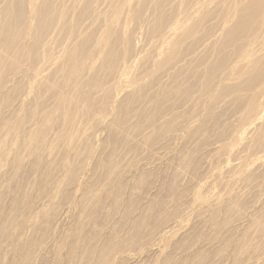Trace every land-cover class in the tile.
I'll use <instances>...</instances> for the list:
<instances>
[{"label": "rangeland", "instance_id": "obj_1", "mask_svg": "<svg viewBox=\"0 0 264 264\" xmlns=\"http://www.w3.org/2000/svg\"><path fill=\"white\" fill-rule=\"evenodd\" d=\"M106 37H110L107 40L112 44L109 43L110 48L104 51L101 42ZM0 43V264H75L76 260L79 264V259L75 257L83 253L87 257L91 256L89 264H105L107 257L111 256L110 251L123 249V246L141 252L140 264H170L172 261L171 264H197V257L203 255L204 262L200 264H222V261L211 263L213 253L201 251L198 245L206 240H222L218 228L227 211V203H230L228 199L232 200L234 196L225 199L224 195L217 206L220 207L218 210L208 204V207L199 205L201 198L204 197L203 201L206 202L211 195L204 188L195 189L193 194H197L199 203L195 202L194 205L193 202L195 209L192 208L189 216L185 215L183 219L191 225L194 222L190 221L194 218L193 214L196 218L203 213L206 220L204 226L182 240L165 237L159 244L161 252L158 256L149 254L142 241L146 243V233H155L167 219L178 216L180 210L170 203L166 217L162 210L167 205L164 206L166 202L161 200L162 196L147 202L148 208L154 207V215L151 209H138V204L152 187L159 186L167 193L173 185V179L179 178L173 175L172 165L177 162L175 157L182 151H186L188 157L183 161L185 165L182 162L183 166L189 168H186L187 172L193 177L204 175L201 166L205 160L195 153L207 141L205 138L197 141L194 144L196 152L187 151V143L205 129L207 134L209 132L219 140H227L225 144H229V148L232 146L231 149L237 144V140L229 135L230 129L224 127L222 121L236 112L239 113L237 125L240 127L252 106L251 100H255L253 104H259L262 99L264 0H0ZM124 69L125 81L124 78L120 81L118 74ZM162 77L166 79L165 84H161ZM159 84L161 88L157 96V92L152 93L150 89ZM195 97L196 106L187 108V116L183 114L185 119H194L193 125L183 130L181 140L171 142L166 133L182 130L181 121L157 128L155 124L158 118L168 108L179 107L183 100L194 101ZM224 101L233 103H221ZM208 103L214 106L213 114L205 111ZM133 114H137V118L130 136L152 125L153 130L158 129L147 135L144 146L132 145L128 141L130 136L127 138L124 134ZM168 126L171 129L168 130ZM33 136L39 139L34 140L38 144L32 142ZM256 138L250 147L245 148L247 152L243 157L255 150L258 144ZM160 141H164L165 147L170 150V160L156 170L143 168L139 162L144 160L143 157L144 161L152 159L153 147L150 148L153 145L155 148ZM127 147L133 148L134 157L120 163L117 169L113 168V157L117 151ZM226 152L227 149L222 148L212 158L206 159L216 172L214 178L230 172V166L222 164ZM242 171L243 168L237 171L240 178L245 176ZM222 178L216 179L217 189L215 186L214 190L221 189ZM187 188V193L191 192L190 186ZM89 192H92L91 195ZM115 195L120 196L118 203ZM159 211L162 215L158 214ZM134 212L136 216L140 213L139 217L135 218ZM116 214L119 215V221L114 224L111 220ZM106 223L110 227L109 234L103 236L96 232ZM93 225L98 229L92 231ZM125 228L129 231L128 235ZM96 237L99 238V246L91 250L89 241ZM241 237L235 235L224 240L221 258H227L226 264H236L244 258L238 254L242 245ZM126 239H130V244ZM174 247H181L180 251L184 254L172 255ZM252 253L249 251L245 256L252 257Z\"/></svg>", "mask_w": 264, "mask_h": 264}, {"label": "bare ground", "instance_id": "obj_2", "mask_svg": "<svg viewBox=\"0 0 264 264\" xmlns=\"http://www.w3.org/2000/svg\"><path fill=\"white\" fill-rule=\"evenodd\" d=\"M133 1V0H132ZM35 2V1H34ZM135 2V1H134ZM207 3V2H206ZM131 5V4H130ZM129 6V5H128ZM198 8V7H197ZM131 10V9H130ZM129 10V11H130ZM194 12V11H193ZM198 13V12H197ZM130 15V14H129ZM192 15V14H191ZM181 16V15H180ZM190 20V19H189ZM130 21V20H129ZM116 22V21H115ZM128 22V21H127ZM188 22V21H187ZM114 23V22H113ZM176 23V22H175ZM180 23V22H179ZM188 24V23H187ZM169 25V24H168ZM187 26V25H186ZM116 27V26H115ZM10 28V27H9ZM164 28V27H163ZM177 29V28H176ZM181 30V29H180ZM183 31V29H182ZM113 33V32H112ZM115 33V32H114ZM164 33V32H163ZM110 34V33H109ZM124 34V33H123ZM170 35V34H169ZM102 36V35H101ZM124 36V35H123ZM164 36V35H163ZM179 36V35H178ZM230 36V35H229ZM2 37V36H1ZM174 37V36H173ZM4 38V37H3ZM107 39H110V37H106L102 43V47L104 49V51L106 50L108 46V44L110 42H108L109 40ZM129 39V38H128ZM165 39V37H164ZM259 39V38H258ZM3 40V39H2ZM163 40V39H161ZM172 40V38H171ZM175 40V39H173ZM172 40V41H173ZM253 40V39H252ZM112 41V40H111ZM157 41V40H156ZM170 41V40H169ZM16 42V41H15ZM11 43V41H10ZM9 43V44H10ZM122 43V42H121ZM177 43V42H176ZM241 43V42H240ZM1 44V43H0ZM4 44V43H3ZM2 44V45H3ZM6 44V43H5ZM16 44V43H15ZM112 44V43H110ZM152 44V43H151ZM166 44L168 45V41L166 42ZM225 44V43H224ZM14 46V44H12ZM139 45V44H138ZM154 45V44H153ZM163 45V44H162ZM235 45L234 44V48H235ZM238 45V44H237ZM8 46V44H7ZM6 46V47H7ZM11 46V44H10ZM112 46V45H111ZM240 46V45H239ZM245 46V45H244ZM248 46V45H247ZM5 47V46H4ZM113 47V46H112ZM263 47V46H262ZM110 48V47H109ZM146 48V47H145ZM241 48V47H240ZM3 49V48H1ZM5 49V48H4ZM7 49V48H6ZM9 49V48H8ZM108 49V48H107ZM259 49V48H258ZM262 49V48H261ZM110 50V49H109ZM107 50V51H109ZM254 50V49H253ZM3 51V50H2ZM1 51V52H2ZM142 51V50H141ZM162 51V49H161ZM260 51V50H259ZM5 52V51H4ZM158 54V52H157ZM195 54V52H194ZM1 55V54H0ZM21 55V54H20ZM169 55V54H168ZM242 55V54H241ZM247 55V54H246ZM19 56V55H18ZM2 57V56H1ZM158 57V56H157ZM183 58V57H182ZM180 58V59H182ZM2 59V58H1ZM3 59H4V56H3ZM17 59V58H16ZM32 59V58H31ZM41 59V58H40ZM263 59V58H262ZM12 60V59H11ZM151 60V59H150ZM154 60V59H153ZM160 60V59H159ZM240 60V59H239ZM180 61V60H179ZM185 61V60H184ZM6 62V61H3V63ZM9 62V61H8ZM7 62V63H8ZM32 62V61H31ZM46 62V61H45ZM167 62V61H166ZM138 63V62H137ZM160 63V62H159ZM242 63V61H241ZM260 63V62H259ZM10 64V63H9ZM167 64V63H166ZM177 64V62H176ZM187 65V63H185ZM189 64V63H188ZM6 65V64H5ZM13 65V63H12ZM119 65V64H118ZM127 65V64H126ZM173 65V63H172ZM179 65V63L177 64ZM7 66V65H6ZM5 66V67H6ZM129 66V65H128ZM127 66V67H128ZM34 67V66H33ZM38 67V66H37ZM50 67V66H49ZM171 67V66H170ZM198 67V66H196ZM19 68V67H18ZM117 68V67H116ZM176 68V67H175ZM182 68V67H181ZM161 69V68H160ZM159 69V70H160ZM179 69V68H178ZM232 69V68H231ZM125 70H123V72L119 73L118 74V79L121 81L123 80V78L125 77ZM170 70V69H169ZM168 70V71H169ZM183 70V69H182ZM34 71V69H33ZM165 71V69H164ZM190 71V70H189ZM78 72V71H77ZM129 72V71H128ZM131 72V71H130ZM170 72V71H169ZM206 72V71H205ZM132 73V72H131ZM130 73V74H131ZM159 73V72H158ZM16 74V73H15ZM32 74V73H31ZM167 74V73H165ZM186 74V73H185ZM22 75V74H21ZM108 75V74H107ZM163 75V74H162ZM128 76V75H127ZM130 76V75H129ZM169 76V75H168ZM10 77V76H9ZM165 77V76H164ZM191 77V76H190ZM15 78V77H14ZM20 78V77H19ZM112 78V77H110ZM163 78V77H162ZM167 78V76H166ZM194 78V77H193ZM172 80V79H171ZM182 80V79H181ZM225 80V79H224ZM260 80V79H259ZM124 81H125V78H124ZM169 81V80H168ZM194 81V80H193ZM197 81V80H196ZM210 81V80H209ZM228 81V80H227ZM166 83V79L164 80L161 79V84L162 83ZM223 82V81H222ZM233 82V81H232ZM129 83V82H128ZM164 83V84H165ZM197 83V82H196ZM195 83V84H196ZM221 83V82H220ZM161 84L157 85L158 87L156 88H152L151 87V92L152 93H155L157 92L158 90H160L161 88ZM163 84V85H164ZM214 84V83H213ZM113 85V84H111ZM115 85V84H114ZM194 85V84H193ZM219 85V84H218ZM253 85V84H252ZM251 85V86H252ZM259 86V84H257ZM98 86V85H97ZM145 86V85H144ZM152 86V85H151ZM115 87V86H114ZM125 87V86H124ZM146 87V86H145ZM149 87V86H148ZM155 87V86H154ZM163 87V86H162ZM235 87V86H234ZM261 87V86H260ZM259 87V88H260ZM127 88V87H126ZM253 88H256V87H253ZM93 89V88H92ZM120 89V88H119ZM165 88H163V91H164ZM197 89V88H196ZM209 89V88H208ZM211 89V88H210ZM257 89V88H256ZM108 90V88H107ZM127 90V89H126ZM149 90V91H150ZM167 90V89H166ZM225 90V89H224ZM258 90V89H257ZM256 90V92H257ZM148 91V90H147ZM170 91V90H169ZM193 91V90H192ZM223 91V90H222ZM112 92H114L112 90ZM111 92V94H112ZM119 92V91H118ZM149 92V93H151ZM29 93V92H28ZM101 93V92H100ZM122 93H124L122 91ZM128 93V92H127ZM167 92L163 93V94H166ZM192 93V92H191ZM191 93L189 95H191ZM211 93V91H210ZM215 93V91H214ZM253 93V92H252ZM251 93V94H252ZM255 93V91H254ZM121 94V93H120ZM162 94V93H161ZM169 94V93H168ZM193 94V93H192ZM197 94V93H196ZM202 94V93H201ZM242 94V92H241ZM245 94V93H244ZM257 94V93H256ZM156 95V94H155ZM204 95V94H203ZM221 95V94H220ZM230 95V94H229ZM258 95V94H257ZM98 96V95H97ZM122 96V95H121ZM125 96V95H124ZM157 96H158V92H157ZM156 96V98H157ZM171 96V95H170ZM188 96V94H187ZM194 96V95H193ZM205 96V95H204ZM209 96V95H208ZM211 96V95H210ZM209 96V97H210ZM213 96V95H212ZM215 96V95H214ZM217 96V95H216ZM219 96V95H218ZM228 96V95H227ZM251 96V95H250ZM175 97V96H174ZM185 97V96H184ZM207 97V95H206ZM189 98V97H188ZM191 98V97H190ZM198 98V97H197ZM204 98V97H203ZM220 98V97H219ZM231 98V97H230ZM248 98V97H247ZM250 98V97H249ZM261 100L260 102H258L259 104H253L255 100H251L250 104L252 103V106H250V108L248 109V113L247 115L245 116V118L243 119V121L241 122L242 124L240 125V127L237 125V122H238V114L235 112L234 114H231L229 117H227L223 122L224 124V127L227 126L230 130H229V135L231 138H234L236 139L237 141V144L231 149V147L229 148V144H225V141L227 140H219L217 138L214 137L213 134L209 133L207 134L206 129L204 131H200L201 133L198 135V137L196 138H193V140L191 139V142L189 140V142L187 143V151H193L195 148L194 144L197 143V141L201 140L203 141V138H205L204 140H206L207 142L200 146L198 148L197 146V152L195 153L197 157H202L205 161L203 162V165L201 166V172H203L204 175H200V177H193L190 175L189 172H187L189 168L183 166V161L184 159H188V157L186 156V151H182L183 153H180L179 155H177L175 157V159L177 160L176 163H174L172 165V170L174 171V174L173 175H177V180L176 178H174L173 182L171 183V188L168 189L167 193L165 191H163L162 189H159L158 187H152L149 191H147V194L144 196V198L142 199V201L140 202L139 207L138 209H142V210H150V212H152L153 214V208H151V206L148 208V200L149 199H158V198H161L162 196V201L166 202L164 204L167 205V207L164 208V210H162V212H165V216H166V209H167V212L168 210L170 209L169 208V204H175L177 207V209H179L180 211V214L178 216H173L169 219H167V221H165L164 219V224L159 228L157 229V231L155 230V233L154 232H151L150 234L146 233L147 234V238L144 237L146 243L144 242L143 238H142V242L144 243V245L146 244L147 246V250L149 252V254L151 255H156L158 256L157 254H159L161 252V249H160V242L162 239H164L165 237H175V238H180L181 240L185 237H188L189 238V235L192 234V232H195L197 230H200L202 229V227L204 226V222L206 221L204 219V216H203V213L199 214L196 218L193 214V217L195 218V220H190V221H194L191 225L188 224V223H185L186 221L183 219V217L185 215H188L189 212L192 210V208H194L193 206L195 205V202L199 203V200L197 199V194L194 193L193 194V191L195 189H198V188H204L207 192H210V199L208 201H203V198H201V203H199V205H206L208 204L209 206H219L218 204L220 203V200L224 197L225 195V199H228V198H231L232 196H234V199H228L230 200V203H227V211L225 213V215L223 216L222 220L220 219V221H222V224L221 226H219V230H218V235L221 237L220 239H222L221 241H217V240H212V241H205V242H202L201 245H198L200 246L201 248V251H205V252H208V253H213V258L211 259V263L212 262H215V263H218L220 261H222V264H226V261L227 258L225 260H223L221 258L222 256V253L224 254L223 250H224V240H227L229 238H233V236H242L240 239V241L242 240V245H241V249L239 251V255L241 254V257H244L243 259H241V261H239L238 263L236 262V264H264V92L261 96ZM121 99V97H120ZM154 99V97L152 98ZM161 98H159L160 100ZM173 99V98H172ZM185 99V98H184ZM213 99V98H212ZM118 100V99H116ZM157 100V99H156ZM204 100V99H203ZM214 100V99H213ZM216 100V99H215ZM115 101V100H114ZM180 101V100H179ZM201 101V100H200ZM217 101V100H216ZM223 101V100H222ZM234 101V100H233ZM259 101V99H258ZM22 102V101H21ZM116 102V101H115ZM183 103H181V105L179 107H170L168 108V110L162 115L160 116V118H158L159 120L157 121V123L155 124V126H158L157 128L159 127H165L163 125H165L166 123H170V122H174L176 123L177 121H181V126L183 127L182 130L179 129V131H168V137L169 139L174 142L176 141H179L183 138V130L184 129H187L189 127H191V125H193L194 123V119L193 118H184V115L187 116L186 112H187V108L189 107L192 108V106H196L194 104H196V97H195V100L193 101V99H187L186 101L183 100L182 101ZM199 102V101H198ZM206 102H207V99H206ZM229 102V101H228ZM226 101L224 102H221L223 104H226L228 103ZM235 102V101H234ZM249 102V101H248ZM213 103V101H212ZM216 103V102H215ZM233 103L232 101L229 102L228 104H231ZM261 103V104H260ZM133 104V103H132ZM139 104V103H138ZM152 104V103H151ZM211 104V103H210ZM220 104V102H219ZM218 104V105H219ZM222 104V105H223ZM236 104V103H235ZM239 104V103H238ZM237 104V105H238ZM161 105V104H160ZM164 105V104H162ZM176 105H179V104H176ZM206 105V104H205ZM209 105V103H208ZM217 105V107H218ZM140 107V104L138 105ZM146 106V105H145ZM157 106V105H156ZM170 106V105H169ZM202 106V105H201ZM226 107V105H224ZM222 106V107H224ZM230 106V105H229ZM221 107V106H220ZM221 107V108H222ZM224 107V109H225ZM228 107V106H227ZM231 107V106H230ZM233 107V106H232ZM136 108V107H135ZM141 108V107H140ZM139 108V109H140ZM156 108V107H155ZM216 108V107H215ZM235 108V107H233ZM243 108V107H242ZM166 109V108H165ZM244 109V108H243ZM214 106H211L209 105L207 107V109L205 111L209 112L210 114H213V111H214ZM217 110V109H216ZM245 110V109H244ZM244 110L243 113H244ZM104 111V110H103ZM201 111V110H200ZM226 111V110H225ZM246 111V110H245ZM144 112V111H142ZM155 112V111H154ZM228 112V111H227ZM230 112V111H229ZM228 112V113H229ZM99 113V112H98ZM136 113V112H134ZM217 113V112H216ZM100 114V113H99ZM131 114V113H130ZM184 114V115H183ZM193 114V113H192ZM224 114V113H223ZM227 114V113H226ZM154 115V114H153ZM198 115V113H197ZM222 115V114H221ZM157 116V115H156ZM191 116V115H190ZM193 116V115H192ZM214 116V115H213ZM212 116V117H213ZM219 116V115H217ZM223 116V115H222ZM227 116V115H226ZM243 116V114H242ZM154 117V116H153ZM189 117V115H188ZM207 117V116H206ZM215 117V116H214ZM213 117V118H214ZM221 117V116H220ZM225 117V116H224ZM88 118V117H87ZM121 118V117H120ZM137 118V114H133L129 120V122L127 123V126H126V130L124 131V134L127 136V138L130 136V130L131 128L133 127V124L135 122ZM141 118V117H140ZM146 118V117H145ZM209 118V117H208ZM207 118V119H208ZM217 118V117H216ZM145 120V119H144ZM216 120V119H214ZM223 120V119H220V121ZM102 121V120H101ZM207 121V120H206ZM240 121V120H239ZM105 122V121H104ZM125 122V121H124ZM123 122V123H124ZM147 122V121H145ZM200 122V121H199ZM212 122V119L211 121ZM126 123V122H125ZM195 123H197L195 121ZM177 124V123H176ZM122 125V124H121ZM200 125V124H199ZM211 125V123L209 124ZM218 125V124H217ZM125 126V125H124ZM215 126V125H214ZM153 127L154 125L152 126H148L146 127L141 133L138 134V131L136 132L137 135H131L130 136V139L128 140L132 145H135V146H141L143 145V143L145 142V138L147 137V135H149L152 131H156V128L153 130ZM173 127V126H172ZM193 127V126H192ZM195 127V126H194ZM203 127V126H202ZM238 127V129H236ZM106 128V126H105ZM118 128V127H117ZM167 128V127H166ZM169 126H168V130H169ZM181 128V127H180ZM204 128V127H203ZM116 129V128H115ZM136 129V128H134ZM163 129V128H162ZM162 129L160 131H162ZM171 129V128H170ZM215 129V128H214ZM223 129V128H222ZM105 130V129H104ZM122 130V129H121ZM173 130V129H172ZM203 130V129H202ZM208 130V128H207ZM213 130V129H212ZM8 131V130H7ZM158 131V129H157ZM156 131V132H157ZM166 131V130H165ZM210 131V130H209ZM95 132V131H94ZM115 132V131H114ZM154 132V133H156ZM185 132V131H184ZM199 132V131H198ZM100 134V133H99ZM115 134V133H114ZM121 134V133H120ZM158 134V133H157ZM161 134V133H160ZM216 134V133H215ZM164 135V134H163ZM195 135V134H194ZM228 135V136H229ZM93 137V135H90ZM120 136V135H119ZM161 136V135H160ZM196 136V135H195ZM224 136V135H223ZM159 137V136H157ZM162 137V136H161ZM159 137V138H161ZM164 137V136H163ZM167 137V138H168ZM257 137V138H256ZM127 138H124L125 140ZM256 138L257 139V145L254 150L253 148V152L251 150V154H249L248 156H245L243 157L244 153H245V148H248V146L252 143L253 139ZM97 139V137H96ZM114 139V138H113ZM147 139V138H146ZM229 139V138H228ZM32 142H34L35 144L37 142L35 141H39V139H35V137L33 136L31 138ZM35 140V141H34ZM168 140V139H167ZM88 141V139H87ZM91 141V140H90ZM96 141V140H95ZM94 141V142H95ZM117 141V140H116ZM165 141V139H164ZM164 141H160L159 143L157 142V146H155L154 148V145L151 146L150 149H152L153 147V150H152V153H151V157L152 159H150L148 161V159L146 161L145 158L143 157L144 160H141L139 162L140 165H142L143 168H150L151 169H155L160 167L162 164L168 162L170 160V150L167 149L165 147V142ZM235 141V140H234ZM31 142V143H32ZM125 143V142H123ZM128 143V142H127ZM129 143V144H130ZM151 143V142H150ZM204 143V142H203ZM38 144V143H37ZM114 144V143H113ZM170 144V143H168ZM167 144V146H168ZM175 144V143H174ZM117 145V144H116ZM128 145V144H127ZM131 145V146H132ZM147 145V144H146ZM171 145H173L171 143ZM201 145V144H200ZM123 146V145H122ZM129 146V145H128ZM144 146V145H143ZM255 146V144H254ZM126 147V146H125ZM133 147V146H132ZM174 147V146H173ZM250 147V146H249ZM93 148V147H92ZM114 148V147H113ZM128 149H122V150H119L117 151L116 155L113 157V168L117 169L118 166L120 165V163H125L127 160H129L132 156L134 157L133 155V148H129L127 147ZM170 148V147H169ZM185 148V147H184ZM227 149V152H226V155L224 156L223 160H222V164H227L230 166V172L228 174H226L225 176H221V175H218V176H215L216 178H214V174H216L215 170L211 169L210 168V164H209V161H207L206 159H210L213 157V155L215 153H217L220 149ZM135 150V149H134ZM184 150V149H183ZM249 150V149H248ZM95 151V150H94ZM98 151V150H97ZM136 151V150H135ZM137 152V151H136ZM180 152V151H179ZM247 152V151H246ZM93 154V150L91 152ZM115 153V152H114ZM188 153V152H187ZM193 153V152H192ZM190 153V154H192ZM90 154V153H89ZM85 156V155H84ZM145 156V154H144ZM148 156V155H147ZM191 156V155H190ZM146 157V156H145ZM194 157V156H192ZM196 157V158H197ZM245 158V159H244ZM132 159V158H131ZM130 159V160H131ZM140 159V157H139ZM200 159V158H199ZM98 160V159H96ZM174 160V159H173ZM112 161V159H111ZM138 161V160H137ZM84 162V161H83ZM108 162V161H106ZM110 162V161H109ZM183 162V163H182ZM190 162V161H188ZM187 162V163H188ZM220 162V160H219ZM85 163V162H84ZM83 163V164H84ZM200 163V162H199ZM90 164V163H89ZM100 164V163H99ZM130 164V163H129ZM138 164V163H137ZM189 164V163H188ZM186 164V165H188ZM85 165V164H84ZM185 165V163H184ZM106 166V165H105ZM138 166V165H137ZM111 167V168H112ZM224 167V166H223ZM96 168V167H95ZM100 168V167H99ZM104 168V167H103ZM121 168V167H119ZM127 167L125 166V169ZM136 168V167H135ZM187 168V169H186ZM219 168V167H218ZM240 168H243V171L245 176L240 178L241 176L237 174V171L240 170ZM123 169V168H122ZM124 169V170H125ZM85 170V169H84ZM88 170V169H87ZM98 170V169H97ZM131 170V169H130ZM149 170V171H150ZM171 170V169H170ZM225 170V169H224ZM108 171V170H107ZM121 171V170H120ZM123 171V170H122ZM148 171V172H149ZM172 171V172H173ZM197 171V170H196ZM223 171V170H222ZM227 171V170H226ZM102 172V171H101ZM128 172V171H127ZM171 172V171H169ZM196 173V172H195ZM207 173V175L205 176V174ZM227 173V172H226ZM123 174V173H122ZM159 174V173H158ZM192 174V173H191ZM194 174V173H193ZM87 175V174H86ZM103 175V172L102 174ZM128 175V174H126ZM150 175V174H149ZM148 175V176H149ZM175 175V177H176ZM79 176V175H78ZM82 176V175H81ZM129 176V175H128ZM164 176V175H162ZM150 177V176H149ZM222 178V181L221 182V189L220 190H214L216 184H217V180L218 178ZM147 178V177H146ZM214 178V179H213ZM86 179V178H85ZM95 179V178H93ZM99 179V178H98ZM125 179V178H124ZM139 179V178H138ZM105 180V179H104ZM107 180V179H106ZM129 180V179H128ZM142 180V178L140 179ZM159 180V179H158ZM95 181V180H94ZM131 181V180H130ZM143 181V180H142ZM158 182V181H157ZM169 182V181H168ZM167 182V183H168ZM94 183V182H93ZM104 183V182H103ZM107 183V182H106ZM109 183V182H108ZM116 183V182H115ZM145 183V182H144ZM155 183V182H154ZM153 183V184H154ZM105 184V183H104ZM149 184V182H148ZM158 184V183H157ZM157 184L153 185V186H156ZM160 184V183H159ZM170 184V183H169ZM110 185V184H108ZM120 185V184H118ZM151 185V184H150ZM98 186V185H97ZM112 186V185H111ZM110 186V187H111ZM161 186V185H160ZM164 186H166L164 184ZM190 186V190L191 192L187 193L188 191L186 190L187 187ZM106 187V186H105ZM126 187V186H125ZM135 187V186H134ZM186 187V188H185ZM93 188V187H91ZM95 188V187H94ZM102 188V187H100ZM98 189V188H97ZM104 189V188H103ZM108 189V188H107ZM106 189V190H107ZM112 189V188H111ZM116 189V188H115ZM188 189V188H187ZM216 189H217V186H216ZM87 190V189H86ZM89 190V189H88ZM96 190V189H95ZM99 190V189H98ZM64 191V190H63ZM104 191V190H103ZM111 191V190H110ZM115 191V190H114ZM131 191H134L135 193V190H132ZM130 191V193H131ZM113 192V191H112ZM205 192V191H204ZM87 193V192H86ZM90 193V192H89ZM92 193V192H91ZM90 193V195H91ZM97 193V192H96ZM94 193V194H96ZM133 193V192H132ZM201 193V192H200ZM109 194V193H108ZM113 194V193H112ZM116 194V193H115ZM136 194V193H135ZM134 194V195H135ZM117 195H119L117 193ZM203 195V194H201ZM110 197V196H109ZM120 198V196H118ZM116 195H115V201L116 203L119 202V198H118ZM233 198V197H232ZM51 199V198H50ZM49 199V200H50ZM53 199V198H52ZM94 199V197H93ZM98 199H99V196H98ZM96 199V200H98ZM102 199V198H101ZM100 199V201H101ZM109 199V198H108ZM48 200V201H49ZM92 200V199H91ZM107 200V199H106ZM224 200V199H223ZM108 201V200H107ZM110 201V200H109ZM85 203L87 201H84ZM92 202V201H91ZM99 202V200H98ZM112 202V201H111ZM136 202V200H135ZM156 202V201H155ZM194 202V205L192 204ZM96 203V202H95ZM103 203V202H102ZM115 203V202H114ZM149 203V202H148ZM152 203V202H151ZM82 204V203H81ZM129 204V203H128ZM162 204V203H161ZM68 205V204H67ZM66 205V206H67ZM89 205V204H88ZM87 205V207H88ZM99 205V204H98ZM117 204H115L116 206ZM135 205V204H134ZM150 205V204H149ZM154 205H157V204H154ZM126 206V205H125ZM132 206V205H131ZM158 206V205H157ZM156 206V207H157ZM207 206V205H206ZM65 207V205H64ZM68 207V206H67ZM174 207V206H173ZM202 207H205V206H202ZM208 207V206H207ZM223 207V206H222ZM86 208V207H85ZM117 208V207H116ZM137 208V207H136ZM158 208V207H157ZM218 210L220 207H217ZM101 209V208H100ZM132 209V208H130ZM195 209V208H194ZM85 210V209H84ZM102 211L104 209H101ZM61 211V210H60ZM64 211V210H63ZM137 211V209L135 210ZM156 211V210H155ZM224 211V210H223ZM36 212V211H35ZM87 212V211H86ZM90 213V211H88ZM87 212V213H88ZM99 212V211H98ZM101 212V211H100ZM148 212V211H147ZM146 212V213H147ZM149 212V213H150ZM162 212L159 211L158 214L160 213V215H162ZM225 212V211H224ZM31 213V212H30ZM38 213V212H37ZM36 213V214H37ZM94 213V212H93ZM145 213V214H146ZM223 213V212H222ZM35 214V215H36ZM134 217L136 218L137 216L139 217V214L136 216V213L134 212L133 213ZM155 214V213H154ZM153 214V215H154ZM164 214V213H163ZM176 214V213H175ZM210 214V213H209ZM217 214V213H216ZM220 214V213H219ZM30 215V214H29ZM28 215V216H29ZM117 215L116 214L114 216V218H112L113 220H111L112 223L114 224H117L116 222L119 221L118 218H117ZM208 215V214H207ZM108 216V215H107ZM106 216V217H107ZM119 216V215H118ZM170 216V215H169ZM172 216V215H171ZM189 216V215H188ZM220 216V215H219ZM109 217V216H108ZM164 218V216H162ZM167 217V216H166ZM209 217V216H208ZM27 218V217H26ZM52 218V216H51ZM190 218V217H188ZM192 218V217H191ZM30 219V218H29ZM35 219V218H34ZM107 219V218H106ZM161 219V218H160ZM91 220V219H90ZM100 220V219H99ZM212 220V219H211ZM218 220V219H217ZM92 221V220H91ZM145 222H147L146 220H144ZM208 221V220H207ZM57 222V221H56ZM99 222V221H98ZM98 222H95L96 224ZM108 222V221H107ZM137 222V221H136ZM188 222V220H187ZM210 221H208L209 223ZM214 222V220H213ZM217 222V221H215ZM59 223V222H58ZM102 223V222H101ZM190 223V222H189ZM207 223V222H206ZM110 224V223H109ZM113 224V225H114ZM120 224V223H119ZM216 224V223H215ZM100 225V224H99ZM108 223H106L105 225L103 226H100L99 227V230L96 231L98 232L99 234H102L103 236H105V234H109V231H110V227ZM112 225V224H111ZM137 225V224H136ZM142 225H145V224H142ZM140 225V226H142ZM152 225V224H151ZM207 225V224H206ZM212 225V224H211ZM217 225V224H216ZM58 226V225H57ZM120 226V225H119ZM126 226V225H125ZM134 226V225H133ZM159 226V225H158ZM208 226V225H207ZM215 226V225H214ZM213 226V227H214ZM136 227V226H135ZM139 227V226H138ZM145 227V226H144ZM151 227V226H149ZM148 227V228H149ZM206 227V226H205ZM48 228V227H47ZM47 228L45 230H47ZM113 228V227H112ZM111 228V229H112ZM127 228V227H126ZM125 228V229H126ZM132 228V227H131ZM134 228V227H133ZM98 228H96L94 225L92 226V231L93 230H96ZM121 229V228H120ZM129 230V228H127ZM127 229L125 231H127ZM136 229V228H135ZM134 229V230H135ZM138 229V228H137ZM141 229V227H140ZM139 229V231H140ZM147 229V228H146ZM152 229V228H151ZM55 230V228H54ZM80 230V229H79ZM78 230V231H79ZM212 230V229H210ZM77 231V232H78ZM91 231V230H90ZM89 231V232H90ZM116 231V230H115ZM152 231V230H150ZM108 232V233H107ZM112 232V231H111ZM122 232V231H121ZM129 231H127V235L129 234L128 233ZM136 232V231H135ZM146 232V231H144ZM202 232V231H201ZM208 232V231H207ZM214 232V231H213ZM47 233V232H46ZM114 233V231H113ZM125 233V232H124ZM203 233V232H202ZM209 233V232H208ZM86 234V233H85ZM111 234V233H110ZM120 234V232H119ZM126 234V233H125ZM133 234V233H132ZM204 234V233H203ZM54 235V234H53ZM98 235V234H97ZM139 235V234H138ZM213 235V234H212ZM48 236V235H46ZM132 236V235H131ZM135 236V234H134ZM205 236V235H204ZM45 237V236H44ZM85 237V236H84ZM121 237V236H120ZM130 237V235H129ZM229 237V238H228ZM102 238V236H101ZM132 238H135L132 236ZM130 238V239H132ZM236 238V237H234ZM81 239V237L79 238ZM98 239V240H97ZM111 239V238H110ZM113 239V238H112ZM128 239V238H127ZM126 239V240H127ZM129 239V241H130ZM136 239V238H135ZM171 239V237H170ZM174 239V238H173ZM187 239V238H186ZM205 239V238H204ZM209 239V238H208ZM109 240V239H108ZM120 240V239H119ZM133 240V239H132ZM193 240V239H192ZM219 240V239H218ZM238 240V239H237ZM45 241V240H44ZM43 241V242H44ZM103 241V240H102ZM111 241V240H110ZM122 241V240H121ZM128 241V240H127ZM128 241V243H129ZM184 241V240H183ZM85 242V241H84ZM89 245L90 247H92L91 250H96L97 247L99 246V238H95V240L92 239V241H89ZM132 242V241H131ZM46 243V242H45ZM44 243V244H45ZM110 243V242H109ZM134 243V241H133ZM137 244V242H135ZM142 243V244H143ZM83 244V243H82ZM81 244V245H82ZM130 244V243H129ZM173 244V243H172ZM171 244V245H172ZM176 243H174L173 245H175ZM182 244V243H181ZM226 244V243H225ZM84 245V244H83ZM123 245V244H122ZM126 245V244H125ZM170 245V246H171ZM232 245V244H231ZM74 246V245H73ZM76 246V245H75ZM86 246V245H85ZM128 247L130 245H127ZM133 246V245H132ZM139 246V245H138ZM181 246V245H180ZM185 246V245H184ZM134 247V246H133ZM186 247V246H185ZM39 248V246H38ZM42 248V247H41ZM89 248V247H88ZM169 248V247H168ZM181 248V247H180ZM180 248H177V247H174V249L172 250L171 248V254L172 255H177V256H182L183 254L181 253L180 251ZM43 249V248H42ZM77 249V248H76ZM104 249V248H103ZM143 249V248H142ZM167 249V248H166ZM185 249V248H183ZM181 249V250H183ZM232 249V248H231ZM37 250V249H36ZM86 250V249H85ZM89 250V249H88ZM101 250V249H100ZM105 250V249H104ZM116 250V249H115ZM141 250V249H140ZM83 251V249H82ZM102 251V250H101ZM106 251V250H105ZM104 251V252H105ZM108 251V250H107ZM106 251V252H107ZM110 251V250H109ZM114 251V250H113ZM168 251V250H167ZM200 251V250H199ZM253 252L252 254V257L251 255L246 257L245 255L247 254V252ZM31 252V251H30ZM74 252V251H73ZM111 252V256L107 257V262L105 264H140L142 262V257H140V254L141 252L139 253L138 251H135L134 250H131V249H126V247L124 248L123 246V249H118L114 252L110 251ZM165 252V251H163ZM170 252V251H168ZM184 252V251H183ZM194 252V251H193ZM39 253V252H38ZM37 253V254H38ZM77 253V252H76ZM93 253V252H92ZM91 253V254H92ZM102 253V252H100ZM108 253V252H107ZM143 253V252H142ZM196 253V252H195ZM33 254V253H32ZM72 254V253H71ZM75 254V253H74ZM73 254V256H74ZM85 254H88V252ZM89 254V255H91ZM106 254V253H105ZM198 254V253H197ZM237 254V253H236ZM237 254V255H238ZM249 254V253H248ZM251 254V253H250ZM30 255V254H29ZM93 255V254H92ZM167 255V254H166ZM170 255V254H169ZM238 255V256H239ZM36 256V255H34ZM96 256V255H95ZM102 256V255H100ZM107 256V254H106ZM142 256V255H141ZM145 256V255H144ZM197 256V255H196ZM194 256V257H196ZM204 256V255H203ZM201 257V256H198L197 257V264H200L201 262H204V257ZM230 256V255H229ZM30 257H32L30 255ZM75 257V256H74ZM73 257V258H74ZM188 257V256H187ZM94 258V257H93ZM103 257H101L102 259ZM105 258V257H104ZM148 258V257H147ZM162 258V257H161ZM171 258V257H170ZM169 258V259H170ZM186 258V256H185ZM206 258V257H205ZM229 258V257H228ZM32 259V258H31ZM36 259V258H35ZM34 259V260H35ZM75 259H79L80 263L79 264H89L90 261H92L91 259V256L87 257V255H84V253L82 255H80V257H75ZM74 259V260H75ZM168 259V260H169ZM189 259V258H188ZM222 259V260H221ZM25 260V259H24ZM73 260V259H72ZM98 260V259H97ZM100 260V259H99ZM151 260V259H150ZM156 260V259H155ZM167 260V261H168ZM171 260H174L171 258ZM186 260V259H185ZM235 260V259H234ZM68 261V260H67ZM104 261V260H103ZM167 261H165L164 263H166ZM72 262V261H70ZM77 264V260L75 261ZM145 262V261H144ZM170 262V261H168ZM173 262V261H172ZM170 262V264L172 263ZM176 262V261H175ZM73 263V262H72ZM102 263V262H101ZM104 263V262H103ZM178 263V262H177ZM185 263V262H184ZM221 263V262H220ZM22 264V262H21ZM25 264V262H24ZM92 264H95V263H92ZM99 264V263H98ZM146 264V263H145ZM150 264H153V263H150ZM214 264V263H213Z\"/></svg>", "mask_w": 264, "mask_h": 264}]
</instances>
